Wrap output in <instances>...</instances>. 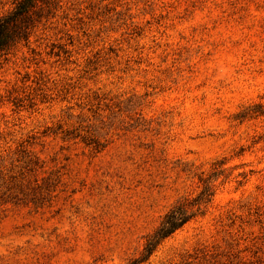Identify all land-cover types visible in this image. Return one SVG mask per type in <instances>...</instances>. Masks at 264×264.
Segmentation results:
<instances>
[{
  "label": "rangeland",
  "instance_id": "rangeland-1",
  "mask_svg": "<svg viewBox=\"0 0 264 264\" xmlns=\"http://www.w3.org/2000/svg\"><path fill=\"white\" fill-rule=\"evenodd\" d=\"M41 18L0 52V264H130L181 203L140 264H264V0Z\"/></svg>",
  "mask_w": 264,
  "mask_h": 264
},
{
  "label": "trees",
  "instance_id": "trees-1",
  "mask_svg": "<svg viewBox=\"0 0 264 264\" xmlns=\"http://www.w3.org/2000/svg\"><path fill=\"white\" fill-rule=\"evenodd\" d=\"M48 0H16L14 7L0 14V52H5L19 43H28L34 29L41 21L43 8ZM213 192L206 185L197 198L196 204L209 200ZM186 204H178L166 213L159 228L147 239L142 255L130 264H140L150 258L158 245L181 228L194 213Z\"/></svg>",
  "mask_w": 264,
  "mask_h": 264
}]
</instances>
